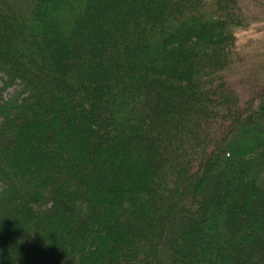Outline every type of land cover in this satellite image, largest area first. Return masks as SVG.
<instances>
[{
    "label": "trees",
    "instance_id": "1",
    "mask_svg": "<svg viewBox=\"0 0 264 264\" xmlns=\"http://www.w3.org/2000/svg\"><path fill=\"white\" fill-rule=\"evenodd\" d=\"M40 1L0 0V264H264L237 1Z\"/></svg>",
    "mask_w": 264,
    "mask_h": 264
},
{
    "label": "rangeland",
    "instance_id": "2",
    "mask_svg": "<svg viewBox=\"0 0 264 264\" xmlns=\"http://www.w3.org/2000/svg\"><path fill=\"white\" fill-rule=\"evenodd\" d=\"M236 1L241 7L244 22L239 27L234 28L232 61L220 75L237 94L242 112L248 106L262 112L264 109V0ZM196 39L192 38L190 42L193 43ZM16 89L17 87L13 85L3 92L1 91L2 98L10 97ZM65 150L68 149L65 147ZM256 152L258 151L253 154ZM65 189L69 190V187ZM63 204L68 205L69 203L64 200ZM101 214L96 216L98 220H100ZM107 238L109 237L105 239ZM106 250H108L106 247L100 249L97 251V255L104 256L109 252Z\"/></svg>",
    "mask_w": 264,
    "mask_h": 264
},
{
    "label": "bare ground",
    "instance_id": "3",
    "mask_svg": "<svg viewBox=\"0 0 264 264\" xmlns=\"http://www.w3.org/2000/svg\"><path fill=\"white\" fill-rule=\"evenodd\" d=\"M45 1H47V0H42V1H40V2H45ZM45 8H47V7H45ZM44 8V10H43V12H42V14H46V12H47V10ZM45 17V16H44ZM31 34H32V31L30 32ZM31 75H28V80L31 82V81H33V80H36V81H38L39 82V80H41V78H40V76L38 75V74H36V73H33V72H31L30 73ZM35 81H33V82H31V83H34ZM214 194H216L215 192H214Z\"/></svg>",
    "mask_w": 264,
    "mask_h": 264
}]
</instances>
